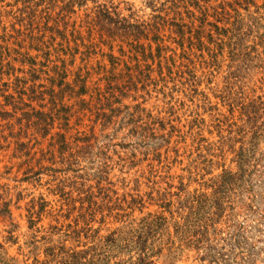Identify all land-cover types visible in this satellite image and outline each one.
Returning <instances> with one entry per match:
<instances>
[{"label": "trees", "instance_id": "16d2710c", "mask_svg": "<svg viewBox=\"0 0 264 264\" xmlns=\"http://www.w3.org/2000/svg\"><path fill=\"white\" fill-rule=\"evenodd\" d=\"M4 1L0 0V3ZM22 1L29 17L27 26L14 17L15 38L18 41L21 37L23 41L29 39L30 46L36 51L47 52L48 63L44 69H51L50 72L40 70L39 74L34 70L37 76L33 78L32 88L28 91L23 87L19 100L6 104L10 105L12 112L0 113L5 121L22 115L18 120L20 126L25 122L30 128L38 127L41 137L47 138L55 129L60 112L64 115L70 112L71 108L62 105L64 96L68 94L73 100L75 98L78 112L91 122L90 133L75 131L68 140L60 127V132L52 137L61 139L56 144L59 148L55 147L52 154H58L67 171L75 173V181L82 180L88 170L104 178L102 174L107 168L104 161H108L107 150L111 142H120L117 146L130 149L133 166L140 162L136 159L139 155L157 157L159 151L170 143L174 130L166 135L168 123L153 119L146 113L144 105L154 94L167 89L195 94L203 84L202 80L209 83L207 90H210L209 80L218 81L219 77L214 75L220 58L225 55L220 40L231 39L228 75L223 89L220 88L222 92H218L223 95L222 105L228 111L224 112L223 107L215 104L221 113L219 123L228 128V137L221 139L216 158L224 161L228 155H233L234 169L229 167L210 180L207 189L212 190L211 194L202 190L189 193V187H185L186 200L174 233H171L169 221L163 219L156 225L155 219L144 218L136 223L137 228L129 227L128 233L120 228L111 237L101 236L102 228L108 225L107 219L123 221L129 216H125V209H129L126 208L127 194L118 202L113 198L117 194L109 190L112 196H104V206H98L95 198L88 196L87 200H81L77 216L83 228L76 226L74 234L76 238L84 236L86 239L92 234L91 246L77 252L67 249L63 241L58 248L48 249L43 264H153L152 258L162 252L161 249L156 252L154 248L163 241V247L170 255L194 251L201 264H253L255 249L264 236V96L257 95L258 88L247 78L254 75L253 57L257 56L256 60L263 62L264 0H167L171 4L169 11L161 10L149 21L137 19L135 14L121 17L118 8L109 6L112 4H101L95 6L92 16L97 33L89 28L87 37L75 27L71 33L66 27L61 30L59 23L47 27L42 22L46 11L40 13L39 8L64 3V8L72 12L89 0ZM20 24L24 31L16 30ZM27 31L31 32L27 34ZM48 31L52 36L46 42L45 33ZM3 36H0V58L4 57L1 43H5L9 35ZM116 44L120 57L113 54ZM105 46L110 53L103 56H107L110 64L96 69L91 64L92 56L99 55ZM210 55L212 62H206ZM54 56L56 59L52 60ZM78 56L85 65L73 70ZM68 59H71L69 63ZM198 61L205 65L201 72L197 69ZM42 74L52 77L50 80L55 83L44 91V84L37 86ZM261 75L263 80L259 82L263 84L264 72ZM170 85L174 88L170 89ZM250 89L252 92H247ZM127 101L130 105L126 104ZM34 102L38 108L35 106L31 110ZM57 107L62 109L56 113L54 109ZM34 110L37 112L33 117ZM78 121L81 124L83 120L79 118ZM69 123L70 118H65V124L68 126ZM68 201L74 203L73 199ZM116 205L123 207L118 210L125 214L115 212L118 211L114 209ZM104 207H109L107 215ZM45 208L44 203H33L29 211L30 229L42 221ZM76 209L73 207V212ZM0 217L12 220L10 203L0 207ZM94 224H98L97 228ZM160 235L167 238L164 240ZM57 250L65 255L58 262Z\"/></svg>", "mask_w": 264, "mask_h": 264}, {"label": "rangeland", "instance_id": "374dc122", "mask_svg": "<svg viewBox=\"0 0 264 264\" xmlns=\"http://www.w3.org/2000/svg\"><path fill=\"white\" fill-rule=\"evenodd\" d=\"M51 1L53 0L49 2ZM107 3L112 4L109 6L118 8L121 17H130V14H135L136 18L142 21H149L155 14H160L161 10L168 12L171 5L167 0H89L83 7H73L72 12L64 8V3H58L57 6L52 5L54 7L43 6L39 8V12L46 11L42 22L48 25L47 27L59 23L61 30L66 27L68 33H71L75 27L76 31L82 32V35L87 37L89 28L95 34L97 33L92 24L95 6ZM14 17L27 26L29 16L23 1L5 0L3 4L0 3V36L9 35L6 36L5 43H1L4 47V57L0 58V112L2 113L12 112L10 105L6 106V104L18 101L23 87L28 91L32 88L33 78L37 76L34 70H37L39 74L40 70L50 72L51 69H44L45 63H48L47 52L36 51L34 46H30L29 39L23 41L21 37L22 42H20L17 37L15 38L17 33L13 30V23L16 22ZM21 27L16 26L15 28L24 31ZM31 31H27V34ZM45 35L47 42L52 33L48 31ZM55 37L59 38L57 34ZM167 40L169 43V39ZM230 40V38L220 40L224 46L225 55L220 58V64H217L216 69L217 74L214 75L219 77L218 81L209 80L210 90H207L209 83L202 80L203 84L195 94L193 92L181 94L178 90L172 92L167 89L161 94H154L153 98L144 105L146 113L153 119L164 120L168 123L165 134L174 130L170 143L159 151L157 157L153 154L144 157L145 159L140 155L137 156L136 159L140 162L134 166L131 164L133 159L130 149L117 146L120 142L107 144L109 146L108 161H104L107 168L106 173L102 174L104 177L102 179L93 171L88 170L82 180L75 181V173L67 171L66 165L62 163L58 154H52L55 147L59 148L56 144L61 139L54 140L52 137L60 132V127L63 128L62 133L67 135L68 140L75 131L90 133L91 122L88 117L83 118V113L78 112L75 98L73 100L68 94L64 96L62 105L71 108L70 112L66 115L60 112V119L55 129L52 130V134L47 138L41 137L38 127L30 128L25 125V122L20 126L18 120L22 115L18 114L16 118L5 121L0 113V207L10 203L12 213V220L0 217V264H43L47 259L46 255L49 254L48 249L58 248L63 241L67 249L77 252L86 250V246L90 247L93 242L90 238L92 234L88 239L84 236L76 238L74 234L76 226L83 228L82 223L77 220L80 214V202L87 200L88 196H93L98 206H104V196H112L109 190L117 194V196L113 195V198L118 202L123 201L124 195L127 194L126 208L129 209H125V213L127 212L125 216H129L123 218V221L107 219L108 225L102 228L101 236L111 237L120 228L124 233H128L129 227L137 228L136 223L144 218L155 219L156 225L165 219L170 222L171 233H174L175 223L181 220L180 209L186 200L183 192L185 187H189V193L202 190L211 194L212 190L207 189L211 184L210 180L220 176L229 167L234 169L233 155H228L224 161L216 158L219 154L218 147L221 139L228 137V128L219 123L221 113L215 107L216 105L223 107V95L218 92H222L221 89L228 75ZM18 43L22 49L17 45ZM125 46L124 50L128 51ZM109 50L105 46L101 52L99 51V55L95 53L92 56L91 64L94 68L98 69L99 66L110 64L107 56H103V54H109ZM113 54L120 57L118 44L115 45ZM256 57H253L252 61L254 75L248 76L247 79L258 88L257 95L264 96V81L263 84L259 82L263 80L261 73L264 72V55L263 62L260 59L256 60ZM55 59V56L52 57V60ZM210 59H212L211 55L206 62H212ZM70 61L71 59H68V63ZM202 64V61L197 62L198 72L199 70L201 72L205 66ZM58 65L62 66V63ZM83 65L85 62H82V57L78 56L73 70ZM199 75L200 73L197 76ZM50 78L52 77L48 78L46 74H42L37 86L44 84L43 91L54 86L55 83ZM173 88L170 85V89ZM247 92L252 91L250 89ZM9 96L13 98H8ZM209 99L211 100L208 101ZM26 102L30 103L28 99ZM126 104L130 105V101ZM35 106L38 108L34 102L30 109L33 110ZM223 108L224 112L228 111L227 107ZM61 109L57 107L54 110L57 113ZM75 110L77 113H74ZM27 111L31 112L29 109ZM36 112V110L32 111L33 117ZM65 118H70L68 126L65 124ZM79 118L83 120L81 124L78 121ZM21 143L28 144V146L22 147ZM69 198L73 199L74 203L71 204L68 201ZM33 203H44L46 208L42 221L30 229L29 211ZM73 207L78 210L73 212ZM108 208L104 207L106 215ZM116 208L117 210L124 209L118 205L114 206V209ZM115 212L125 214L119 210ZM94 226L97 228L98 224ZM51 227L53 231L50 230ZM10 232L13 233L9 234ZM162 238L165 240L167 236ZM163 243L164 241L159 247L154 248V251L161 249L162 252L160 251L159 256L152 258L153 264H201L198 262L197 252L184 251L170 255L169 251H165ZM56 254L58 255L56 262L65 256L64 252L61 253L59 250ZM255 254L253 264H264V236L261 243L257 245Z\"/></svg>", "mask_w": 264, "mask_h": 264}]
</instances>
